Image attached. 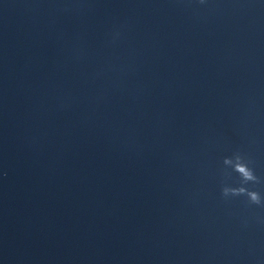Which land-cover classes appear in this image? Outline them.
I'll return each instance as SVG.
<instances>
[{
    "label": "water",
    "instance_id": "1",
    "mask_svg": "<svg viewBox=\"0 0 264 264\" xmlns=\"http://www.w3.org/2000/svg\"><path fill=\"white\" fill-rule=\"evenodd\" d=\"M236 151L264 178V0H0V264H264Z\"/></svg>",
    "mask_w": 264,
    "mask_h": 264
},
{
    "label": "clouds",
    "instance_id": "2",
    "mask_svg": "<svg viewBox=\"0 0 264 264\" xmlns=\"http://www.w3.org/2000/svg\"><path fill=\"white\" fill-rule=\"evenodd\" d=\"M199 2L204 4L205 0H199ZM116 35L118 36L119 33ZM222 163L224 167L220 170L221 198L227 201L235 197H246L250 206L264 208V195L260 191L254 190L256 185L264 183V178L257 176L252 166V160L244 153L236 151L231 156H225ZM233 173L238 177L236 186L229 183Z\"/></svg>",
    "mask_w": 264,
    "mask_h": 264
}]
</instances>
